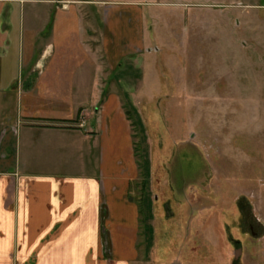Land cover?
I'll use <instances>...</instances> for the list:
<instances>
[{
    "label": "rangeland",
    "instance_id": "374dc122",
    "mask_svg": "<svg viewBox=\"0 0 264 264\" xmlns=\"http://www.w3.org/2000/svg\"><path fill=\"white\" fill-rule=\"evenodd\" d=\"M58 5L76 6L100 66L108 62L98 38L113 10L129 14L123 35L135 22L146 38L138 58L106 69L104 93L136 123L131 194L144 264H264V0Z\"/></svg>",
    "mask_w": 264,
    "mask_h": 264
},
{
    "label": "crops",
    "instance_id": "0c3cea01",
    "mask_svg": "<svg viewBox=\"0 0 264 264\" xmlns=\"http://www.w3.org/2000/svg\"><path fill=\"white\" fill-rule=\"evenodd\" d=\"M63 1L0 0V264H144L132 122L104 93L146 38L113 10L100 66Z\"/></svg>",
    "mask_w": 264,
    "mask_h": 264
},
{
    "label": "trees",
    "instance_id": "16d2710c",
    "mask_svg": "<svg viewBox=\"0 0 264 264\" xmlns=\"http://www.w3.org/2000/svg\"><path fill=\"white\" fill-rule=\"evenodd\" d=\"M126 114H127L128 118H129L130 120H132V119H131V117H132V111L126 110ZM140 122H141V121H140ZM132 124H133V126L135 127L136 123L132 121ZM139 126L142 128V127H143V124L141 125V124L139 123ZM146 177H147V178H145V183H146V180L149 179L147 175H146ZM149 227H150V226H149ZM149 230H150V228H149ZM150 231H151V230H150ZM150 233H151V232H148L149 235H150ZM150 238H151V237H150ZM147 240H149V237H147ZM150 240H151V239H150Z\"/></svg>",
    "mask_w": 264,
    "mask_h": 264
}]
</instances>
